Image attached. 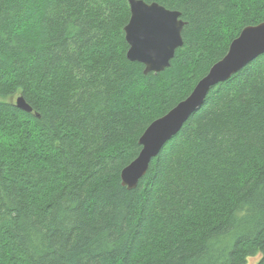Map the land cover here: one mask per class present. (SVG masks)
<instances>
[{
  "label": "trees",
  "instance_id": "obj_1",
  "mask_svg": "<svg viewBox=\"0 0 264 264\" xmlns=\"http://www.w3.org/2000/svg\"><path fill=\"white\" fill-rule=\"evenodd\" d=\"M144 1L185 22L147 74L126 58V0H0V264H264V53L210 87L136 187L120 182L264 0Z\"/></svg>",
  "mask_w": 264,
  "mask_h": 264
},
{
  "label": "water",
  "instance_id": "obj_2",
  "mask_svg": "<svg viewBox=\"0 0 264 264\" xmlns=\"http://www.w3.org/2000/svg\"><path fill=\"white\" fill-rule=\"evenodd\" d=\"M126 1L129 7V17L123 27L126 58L141 63L144 74L159 72L169 66L175 50L182 45L181 31L185 22L180 18L179 11L167 9L157 2ZM263 53L264 21L244 26L230 41L226 53L210 66L191 92L146 126L138 138V154L120 170L121 185L127 189L136 187L152 158L203 103L210 87L226 80ZM12 102L17 108L32 112V107L21 94L14 96Z\"/></svg>",
  "mask_w": 264,
  "mask_h": 264
},
{
  "label": "rangeland",
  "instance_id": "obj_3",
  "mask_svg": "<svg viewBox=\"0 0 264 264\" xmlns=\"http://www.w3.org/2000/svg\"><path fill=\"white\" fill-rule=\"evenodd\" d=\"M258 260V255L255 256H250L247 260L245 264H255Z\"/></svg>",
  "mask_w": 264,
  "mask_h": 264
}]
</instances>
